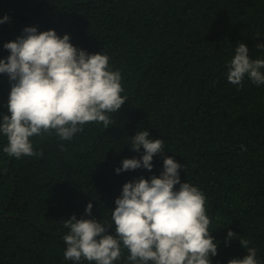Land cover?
Returning <instances> with one entry per match:
<instances>
[{
	"label": "trees",
	"instance_id": "obj_1",
	"mask_svg": "<svg viewBox=\"0 0 264 264\" xmlns=\"http://www.w3.org/2000/svg\"><path fill=\"white\" fill-rule=\"evenodd\" d=\"M5 15L0 59L25 27L67 34L75 47L109 57L127 100L107 113L106 129L90 122L71 140L31 137L39 156H9L0 134V264H74L64 258L63 220L88 218L91 202L92 217L111 223L122 186L159 176L166 156L183 166L181 182L205 196L217 242L211 264L243 258L241 238L264 264V84L227 80L238 44L250 59H264L256 47L264 43V0H0V20ZM10 88L0 73V117L8 115ZM143 130L164 140V153L154 155L151 171L117 174L122 160L143 155L130 150ZM229 230L238 237L226 244ZM127 256L122 249L114 264H131Z\"/></svg>",
	"mask_w": 264,
	"mask_h": 264
},
{
	"label": "clouds",
	"instance_id": "obj_2",
	"mask_svg": "<svg viewBox=\"0 0 264 264\" xmlns=\"http://www.w3.org/2000/svg\"><path fill=\"white\" fill-rule=\"evenodd\" d=\"M7 20L5 15L0 23ZM22 32L3 45L9 55L0 59V73L11 82L8 115L0 117V134L7 138L3 151L17 159L39 156L42 153L33 150V136L54 132L61 140H71L86 123L100 122L108 128L112 121L107 113L118 112L127 100L121 95V74L110 69L109 57L87 53L72 45L69 35L58 36L51 29L38 32L36 27H25ZM256 47L264 48V43ZM248 53L243 43L235 47L227 71L231 84L241 86L245 77L264 84V59H250ZM163 146L164 140L150 139L148 130L136 132L130 150L142 148L143 155L122 160L114 171L141 167L151 171L153 157L164 153ZM182 167L166 156L159 176L126 182L114 200L111 223L92 217L91 202L84 209L88 218L72 215L63 220L69 230L62 238L64 258L74 264H114L126 249L131 264H211L217 242L210 235L205 196L181 182ZM237 237L229 230L225 243ZM238 241L247 254L227 264H258L257 250L246 239Z\"/></svg>",
	"mask_w": 264,
	"mask_h": 264
}]
</instances>
